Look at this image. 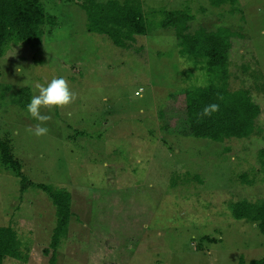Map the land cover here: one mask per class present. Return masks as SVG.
<instances>
[{
  "label": "rangeland",
  "instance_id": "1",
  "mask_svg": "<svg viewBox=\"0 0 264 264\" xmlns=\"http://www.w3.org/2000/svg\"><path fill=\"white\" fill-rule=\"evenodd\" d=\"M56 18L38 48L10 44L0 58V138L24 177L71 193L72 218L57 264H240L264 257V233L235 219L230 203L264 198V0H141L149 33L132 48L87 30L85 0H42ZM107 2L109 0H97ZM124 2V0H120ZM188 8L192 28L229 27L232 89L247 88L261 106L257 130L223 142L188 131L190 78L164 10ZM193 66L192 64H190ZM63 77L75 99L43 115L41 125L13 100L22 88ZM28 91L27 89H25ZM38 126L49 131L35 135ZM247 173L252 183L243 182ZM0 165V226L17 232L27 262L51 264L56 208L42 188Z\"/></svg>",
  "mask_w": 264,
  "mask_h": 264
},
{
  "label": "trees",
  "instance_id": "2",
  "mask_svg": "<svg viewBox=\"0 0 264 264\" xmlns=\"http://www.w3.org/2000/svg\"><path fill=\"white\" fill-rule=\"evenodd\" d=\"M214 5H222L237 0H210ZM87 14V30L106 35L118 47L132 48L136 35L149 33V26L144 16V3L141 0H85L81 4ZM162 28H172L179 45V54L186 68L185 77L197 72L206 75V83L188 85L185 88L186 115L189 130L183 135L223 142L229 138H247L257 130L256 119L261 106L253 100L247 88L232 89L230 85V54L233 38L240 36L229 27L209 29L192 28L194 15L188 8L164 10ZM56 18L48 13L42 0H0V58L9 49L10 44L24 43L33 48L42 45L46 35L45 26L54 25ZM192 64L193 66H191ZM28 90V88H25ZM24 88L13 94V100L26 108L32 93ZM211 104L219 109L210 116L202 115L203 109ZM264 173V148L259 151ZM0 165L22 179V188L32 185L42 188L51 197L56 208L57 224L54 229L48 252L53 250L50 263L57 264V251L63 237H66L71 218V193L57 189L50 184L35 183L27 180L19 161L14 157L10 143L0 138ZM243 182L252 183L247 173L240 175ZM235 219H246L261 228L264 233V198L250 200L242 198L230 203ZM22 242L11 226H0V264L7 257L27 262L29 253L22 248ZM240 264H264V257Z\"/></svg>",
  "mask_w": 264,
  "mask_h": 264
},
{
  "label": "clouds",
  "instance_id": "3",
  "mask_svg": "<svg viewBox=\"0 0 264 264\" xmlns=\"http://www.w3.org/2000/svg\"><path fill=\"white\" fill-rule=\"evenodd\" d=\"M75 99V93L69 88L67 81L63 78H53L45 84L35 83L32 86V97L30 103L26 106V114L41 125L51 120V115H43L42 108H47L49 113L56 109L63 108L72 103ZM219 105L211 104L203 109L202 115L210 116L213 112L218 111ZM49 129L46 126H38L35 135L44 136Z\"/></svg>",
  "mask_w": 264,
  "mask_h": 264
}]
</instances>
